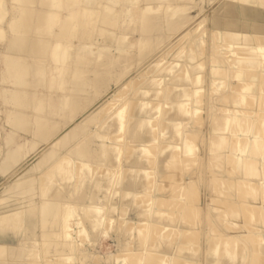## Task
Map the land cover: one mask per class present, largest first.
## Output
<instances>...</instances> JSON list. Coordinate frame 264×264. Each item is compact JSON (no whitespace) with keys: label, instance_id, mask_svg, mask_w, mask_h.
<instances>
[{"label":"bare ground","instance_id":"6f19581e","mask_svg":"<svg viewBox=\"0 0 264 264\" xmlns=\"http://www.w3.org/2000/svg\"><path fill=\"white\" fill-rule=\"evenodd\" d=\"M143 1L144 2L141 3L137 2L136 6L139 8V6H141L139 3L142 5L144 4L147 11L139 17H131L127 15L124 10L120 16L113 10V8L116 9L119 6V3L122 5L125 4L126 7L134 4V1L129 2L128 0L124 2L103 0L101 3L107 5V7L102 11L98 9V5L100 4L98 0H0V41L2 42L0 44V57H2L4 64V69L0 72V110L2 109L1 111L5 112V114L2 113L3 116L1 115L0 117V119L2 118L0 120V173H6L10 168L15 169L13 164L19 166V164L21 165L23 163L24 159L17 156L18 152L12 155V151H19V149L23 148L22 145L24 142L26 144L28 141L31 143L30 140H37L39 144H37V142L33 143H36L38 146L41 144L39 148L36 149L35 155H33L31 159H27L25 163L27 164L26 166L24 165L18 169L16 168L12 173L10 172L2 182L4 185L0 188V202L4 199L6 202L7 199L12 198L11 207H14L8 211H2V208L8 207L0 208V264H68V262H73V258L71 259V256L66 254V252H68V250L73 251L70 247L73 246V241L75 240L73 239L72 241L73 236L67 234L69 232L68 229L66 230L67 233L64 232V234L68 236L63 235V231H65L64 225L66 224L65 220L68 219L63 218L65 213L63 207L66 202H69L67 198L72 195L71 191H75V188L79 189V194L72 200L73 202L70 201L72 205H68L73 206V210H76L78 213V216L76 215L75 217H79V221L78 219L76 221L74 217V222L81 221L82 230L84 231L85 228V231L88 233H86L88 243L85 242V244H83L82 242L84 241H77L78 243L81 242L80 245H82V247L79 248H82L80 250V256L82 255L81 257H84V259L82 258L83 260L77 257L78 261L75 259L77 264L79 260L80 263L85 264H121L116 261L120 256L126 253L128 254V252L131 251L127 249L129 245L133 247L132 252H136L137 257L140 258L142 252L144 256L147 255L143 257V262L140 264H264V159H260L258 168L256 166H251L257 161V159L253 160V157L258 155L262 147H264L262 143L264 134L261 132V125H259L261 122L264 123V0H217L210 10H207L200 16V19L202 18L201 21H204V19L208 17L207 14H209L211 15L209 17L210 19L214 16L216 17L211 23H221V19L225 18V23L227 27H231V30L228 28L229 30L220 31L221 27L219 31L216 30V40H212L214 37L212 32L215 34V29L213 28L212 30L210 26L214 25L209 24L210 26L207 28V30L209 29V38L207 40V48H205L210 52L212 51L211 54L207 51L210 54L208 60L209 64L207 63L206 66V72H208L207 74H209V76L200 81V79H202L200 74L202 70L199 71V68L201 67L200 65L203 66V64L201 63L202 60L199 62L200 64L198 62L194 63L196 62L195 58L199 57V52H195V48L191 46L194 42L193 39L190 46L192 49L194 48V51L191 49L188 51H191V54L193 52V55L187 56L189 57L187 59L188 64L190 63L191 67L189 68L187 64L190 70L186 71L187 74L184 73V71L182 72L184 76L186 74V77L182 74L180 76L179 74L180 78L176 79L174 78L176 75L172 73L173 76L171 77L172 74H169L171 77L170 79L173 80L168 84L173 87L170 90L168 89V94L164 95V98L166 97L164 101L167 105H170L169 111L171 112L167 113L166 118L164 117L165 120L163 118L165 121L164 123H166L165 133L163 135H169L170 138L165 136V138L168 137L171 139L169 142L172 140L173 142L175 141L174 144L177 142V144H175L177 148H174L177 150L179 149L178 151L181 153L173 148L174 151L172 150V155H170V153L164 154V156L159 159V173L164 174L167 164L172 162L173 165V159L176 160L175 163L177 165L178 160L180 161L179 163H184V157L188 155V152H186L187 145L190 143L188 141V143L185 142L187 133H193L191 135L197 136L196 133L199 132V130L194 127L190 130V125L188 126L186 122H184L187 120L190 121L191 117L189 118V116L193 114L190 113L191 115L187 116L189 109L192 108V105H190L189 108V104H187V97H190V100L193 98L192 101L195 100L194 94H192L193 90V92H196V90L209 92V98H206L209 99V102L206 103L207 106H205V109H207L206 118L208 119L206 120V127H212L214 120L217 121L218 117L224 120V122L222 121L224 123L223 129L226 130L228 128H226V126L228 125L232 126L231 129H227L228 132H226V134L220 135L222 141L216 139V133L218 132L214 134L209 132L208 135L206 131L209 130L204 128V130L200 131L201 137L199 138H204L202 135L205 136L203 139L205 147L198 145L197 151L194 150L197 144L195 145L193 141V139L197 141V137H193V139L190 138L191 141L194 142L193 145H195L191 152H197V156L193 163L199 161V169L196 168V171L192 170L189 175L188 169H190L189 167L191 166L189 164L190 160L185 157V161L189 160L186 164L190 166L188 165L189 167L185 168V173L182 171L184 174L181 175V181L179 183L173 182L176 183L174 186L182 189L190 187L189 189L191 190V186H188L189 184L192 186L194 184L196 187L198 186L197 188H192L194 193L195 190H197L196 193H192L191 196L192 198L195 197L193 200L197 199L199 203L197 205L192 204V207L189 205L188 208L190 207L191 211H193L194 207L200 209L201 220L193 222L194 224L192 222L188 224L187 221L190 218L186 215L184 218L180 217V219L183 218L182 222L173 224L172 220H170V222L163 221L160 217L161 211L159 212L158 210L155 211L158 215L153 213V217L155 216V218L150 220L152 224L148 222V226L150 224L151 226L153 225V227H150L154 228L155 230L153 229L152 231H156V233H153L150 227H147L148 230L146 233L144 217L150 215L149 211L151 206L149 209L145 208L144 205L139 204L141 201L138 200L139 203L136 204L134 202L138 201L135 200L136 198L133 199V195L142 193L145 187L142 176L144 172L141 173L142 166L139 167L140 164L137 165V157L129 160L128 166L126 167L130 171L125 175V179L120 181L121 183L118 185L119 191L117 190L116 194L110 197V199L107 197L109 194L106 195V191L108 193L109 188H111L108 187L111 186L109 183L113 181L110 177V169L115 165V159H117L116 152L118 151L116 150V146L108 143H115L113 140L109 141L103 139L105 135H111L118 124L117 115L111 118H109L111 114H107L106 116L105 112L108 109V104L111 102V99L114 101V97L120 93L122 94V91L129 87L130 84H138L141 80L144 82V79L147 77V79H149L150 73L162 60L167 58L165 56L172 51L176 42L165 47L164 50H155V45L153 43V41L157 39V36L154 37L155 34L159 32L165 33L166 30H172L170 32L175 33V31L179 30L185 24V20L190 17L192 18L190 11L195 8V6H190V2H182L179 4L182 0L178 2L177 0ZM175 3L179 5L175 6ZM156 4L161 7L165 4L166 7H164L165 9L163 8L164 11H161L159 8V11L156 13ZM212 9L214 13L216 12L215 14L211 13ZM225 10H228L230 13ZM220 11L223 15L219 14L221 13ZM177 15L180 19L178 17L175 18ZM118 19H121L122 25L120 26L121 30L116 33V31H111L113 29L109 28L107 24L112 25V22ZM197 21L193 22V24ZM129 22H132L137 31H139V35H136L143 38V41L140 39L142 43H140L139 40L135 41V43L139 42L138 45L136 44V48L138 47V53L143 57L138 58L142 63L139 69L128 76L125 72L130 71L129 69L133 67L132 65L135 60L138 61V59L134 60L132 57H129L133 52V47H130L125 41V37L132 34V32L128 31L131 27ZM202 23L204 24L205 21ZM225 23L222 24L225 26ZM4 25H8V29H6ZM182 37H184V35ZM133 38L137 37L135 36ZM101 39H104V43ZM115 41H118V43L116 44ZM110 42L114 43V55L108 57V60L105 61L104 57L107 55L103 53L102 49H106L108 46L110 47ZM203 42L204 40L197 43H201L204 47V44L207 42ZM134 45L131 44V46ZM203 47L199 45V48ZM184 53L181 54L183 57H185ZM209 54H207L208 57ZM213 58H216V63L214 64H212L213 61H215ZM178 65L177 63L174 66L177 68L179 67ZM174 66L170 68L172 71L175 69L173 68ZM185 66L184 62V66L182 67ZM115 67L118 69L115 70ZM179 70L181 71V69ZM122 74L128 77L123 81L118 79L121 82L119 81V84L110 90L112 86L110 88L108 87V85H111L109 82L118 78V75H121L119 78H123L124 76H122ZM217 74H219V76ZM151 78L144 86L138 87V98H136L138 94L137 87L134 89L137 93L135 99L131 97L133 98L132 100L139 101L140 106L136 105V107L134 105V110L131 108V112L132 110L133 112L131 113L129 111L134 120V122L132 121L133 124L130 125V129H127V135H130L129 138H132V140L128 139L130 141L135 142L137 140L136 142L140 141L143 143L151 139L152 133L151 129L148 128L149 123L146 118L150 117L148 115L151 114V112L154 113L155 110L153 111V108L152 110L150 108L149 102L151 99H144L146 96L144 93H147V91L149 93L151 89L153 90L154 87L152 83L158 80L155 76ZM168 78L169 77L166 79ZM118 80H116V82ZM4 82H9L11 86L4 85ZM114 82L112 84H114ZM141 83L142 82H140L139 85H141ZM80 90L90 91L92 98L95 96L98 97V99L92 104L90 103L92 101H90V98L88 99L89 101L86 100L88 101L87 103L91 105L88 104L90 106L84 111L75 107V109L83 113H80L78 110H75L77 111L76 113L74 111L71 112L73 107L70 111L69 109L66 111L69 106H67V108L65 106L66 109L64 110L61 105L62 100L64 101L65 98L62 96H68L71 103H73L72 101L79 103L81 99H86H83L84 97L82 98L84 92L81 97H79L80 94H78L79 96L77 95V92ZM140 92H144L141 93L143 95H141ZM152 92L153 91L149 94L152 96L155 95L154 92ZM87 93L88 92H86V94ZM198 93L200 92L196 94ZM90 94L88 93L87 96ZM201 94L206 95V92ZM201 94L200 96L203 97ZM259 96L260 98H258ZM68 99L67 103H70ZM196 101L197 100H195L194 103H196ZM198 101H202V98L201 100L198 99ZM204 101L203 104H205ZM76 102L73 103L74 106H76ZM82 104L83 105H81L80 102V106H84L85 102ZM146 104H148L147 106H149L151 110H149L150 112L146 110L148 115L140 112V110L143 111V109H145L143 105L145 106ZM13 105L14 107H12ZM200 105H202V103H199L198 106ZM257 105L261 106L258 110L256 109ZM193 108H196V106L193 105ZM62 109L64 112H69L64 113L61 111ZM200 112L202 113V111ZM77 113L80 114L76 116ZM155 113L154 115H156ZM193 116H197V114ZM197 117L199 123L203 121L200 120L202 117ZM250 117L251 124H247V119ZM152 118H154V116ZM97 119L100 120L99 126L97 129H94L91 127V124ZM198 120H196V122L194 121L193 124L197 123ZM146 122L148 124H146ZM96 123L98 122L96 121ZM237 127L242 130L237 129ZM12 129L20 132L18 137H9L13 134L12 132H17L12 131ZM83 130H86V136L84 135L85 137H83L81 142L75 141L74 139H78L77 134L81 135L80 131L84 132ZM238 130L241 132H238ZM81 136H79V138ZM231 136L234 137L231 138ZM235 138L237 141H235ZM71 141L76 142L75 145H71ZM200 141H202V139ZM221 144L224 145L222 151L218 150ZM172 146L173 145H171V147ZM189 146L191 148V144H189ZM64 147H68V149ZM240 149H242L243 153L241 155L239 154L236 160L238 164L237 169L233 167L234 169L231 172V167L233 165L231 164L232 166L229 168V164L227 165L226 162L217 174L213 173L214 176H212V178L207 177V173L210 172L208 169V160L216 157V160L221 162L220 158L223 157L224 159H228L229 156ZM71 151L73 155L68 154ZM175 151L178 152V154ZM50 152H54L53 154L57 152L58 154H55L57 155L56 158L52 159L51 165L47 167V174L44 176H41V174L33 175L34 171L43 165L41 161L47 157L46 155ZM173 152L178 156L175 155L176 157H174ZM194 154L192 156H194ZM249 157H251V161H249ZM6 159H10L11 166L6 165V162H2ZM75 164L79 168H77L78 171H74ZM80 164H82L83 169L80 168ZM241 165H243V167H241ZM138 169H140L141 172L140 170L137 171ZM133 170L137 172H132ZM177 171L181 172V170ZM2 174H0L1 177ZM166 174L169 175V171H166ZM167 175L166 177H168ZM172 176L174 175H170V178ZM30 178L32 179L28 180ZM73 178L79 179V182H76ZM144 178H146L145 175ZM26 181H31V185L23 186ZM57 186L60 188H55ZM13 187L16 188L11 192L10 197L6 196L7 191ZM168 187H170V185ZM172 188L171 190L173 191ZM229 188L235 190L233 191ZM182 189L181 192L179 191L182 194L180 195L182 200L181 197H175L176 199L179 198V202L186 201L190 197V194L182 193L184 191ZM174 190L176 191V189ZM186 190H188V188H186ZM193 190H191V192ZM149 191H151V189ZM169 191L162 194H152L151 197L146 196L145 198L149 197L147 203L153 200L156 205L158 198H165L168 201L169 198L173 197ZM176 193H178V191H176ZM176 193L174 196L177 195ZM137 195L141 196L140 194ZM143 196H141V198ZM192 198L190 197L189 200ZM103 199L110 201L108 202L111 207L108 213L109 216H114L113 213L115 210H120L119 213L123 210L124 212L122 211V213L125 214L129 212H125V210L131 208L133 212V214L126 216V218L125 215L121 213V216L124 217L119 215L121 220L119 218H117L118 220L114 219L118 221V224H114L112 234L109 233V236L111 240L113 239V246L115 245L116 249L114 252H108L107 256H101L96 252L97 250L93 251L92 249L97 247L95 244H93L92 249L90 246L91 243L95 242V231L100 227L99 221L101 219H99V216L102 217V215L99 214V209L100 207L103 208V205L107 203L104 202ZM160 199L158 200L160 201ZM132 200L134 202H132ZM175 200H173L172 203L175 202ZM193 200H191V202ZM163 201L160 202V205L162 203L163 205L167 204ZM142 202L144 203L143 200ZM182 204L177 205L175 203L176 207L180 205V207H178L179 209L184 205H186L187 208L188 204ZM167 206L171 207L172 205L170 206L167 204ZM66 207H69L66 209L72 210V207ZM146 207H149V205L147 204ZM188 208L187 212H190ZM174 209L175 208H173V210ZM101 211H103L102 213L105 212L103 209H101ZM74 213L75 211L73 214ZM167 213L168 212H166V215ZM171 213L170 215L173 217ZM73 216L74 215H69V218ZM176 216L177 214L175 217ZM49 217L52 218L49 219ZM105 218H107V216H105ZM185 219H187V221ZM121 221H123V223H121ZM125 221L130 227L133 224H135L134 227L138 225V229L133 227L135 231H133L134 229L130 230L127 225L126 227L131 231L128 233L129 231H126L127 228L124 225ZM141 224L143 225L141 228L145 226L142 230L139 229ZM79 225L77 224V226ZM70 226L74 227L73 225ZM70 226L67 225L68 228H71ZM162 226L165 229L169 227L168 230H171V228L179 229L177 230L179 232L178 235L175 233L176 231L174 232V229H172V232L176 234L178 239L175 242H170V232H168V234L162 232L163 236H161V234L159 237L160 231L164 229H162ZM124 228H126V230H123ZM71 230L73 231V229ZM9 231L13 232L9 233ZM75 231L78 232L77 229ZM80 232L82 233V231ZM164 232L167 231L164 230ZM172 232L171 234H173ZM191 232L199 237L196 238L197 241L192 240V238L190 239L191 236H194L193 234H191L190 237L188 236ZM73 233L75 232H72V234ZM131 233L132 236L129 235ZM157 233L158 237H156ZM136 234L143 235H139L141 238L140 240H143V238L145 239V236L150 238L151 234H153V238L152 240L148 239L149 242H146L148 240H143L145 241L144 243L143 241H138L139 239H135L137 237ZM75 235L81 236V234L77 235V233H75ZM84 238H86V236ZM130 238L132 244L131 242L129 243ZM172 238L176 239L173 235ZM192 241L195 243L192 244ZM76 243H74V246ZM68 246L70 249H66ZM78 246L79 245H76V250ZM139 246L142 248H139ZM137 254H139V256ZM134 256L135 254L132 257L134 259L130 260L131 264H134L132 260L135 261V259H137L135 258L136 256ZM97 260H103V262H97ZM138 261L140 260H136V262Z\"/></svg>","mask_w":264,"mask_h":264},{"label":"rangeland","instance_id":"374dc122","mask_svg":"<svg viewBox=\"0 0 264 264\" xmlns=\"http://www.w3.org/2000/svg\"><path fill=\"white\" fill-rule=\"evenodd\" d=\"M99 1V5H98V9L99 10H103V9H105L106 7H107V5H104V4H102L101 3V1H103V0H98ZM106 1V0H105ZM115 1H120V2H124V1H126V0H115ZM129 2H132V1H134V4H132V5H130V6H125V4H121V3H119V6L116 8V9H114L113 8V10H115V12H116V14L118 15V16H120L121 15V13H122V11L124 10L125 11V13L127 14V15H129V16H131V17H133V16H137V17H139V16H141V14L143 15V13L145 12V11H147L146 10V7L144 6V4L142 5V4H140L141 2H144L143 0H128ZM146 1V0H145ZM179 0H177V2H178ZM193 1H194V3H193ZM198 1V2H197ZM217 0H182L181 2H179V4L180 3H182V2H190V6H195V8L193 9V10H191L190 11V14H191V16H192V18L190 17L189 19H187V20H185V24L179 29V30H177V31H175V33H173V32H170V31H172V30H166L165 31V33L164 32H159V33H156L155 34V36L154 37H156L157 36V39H155V41H153V43H154V48H155V50H157V49H165V47H168V46H170L173 42H175V44H174V46H173V49H172V51L169 53V54H167L165 57H167L166 59H164V60H162L158 65H157V67H155V69L150 73V77H149V79L151 78V77H153V76H155L156 78H158V80L157 81H155L154 83H152V86L154 87V89H155V87H156V92H155V90L153 89H151V91H153L154 92V94L156 95H151V94H149L151 91H149V93H148V91H147V93H144V92H140V94L141 93H144L145 95V100L146 99H151V101L149 102V104H150V108H151V110H152V108H153V111H154V113L156 114V115H154V113H152L151 112V114H149L148 115V112H146V110H150V108H149V106H147L148 104H146L145 106L143 105V108L145 107V109H143V111L142 110H140V112H142V113H144L145 115H148V116H150V117H148V118H146L148 121V123L146 122V124H148V128H150L151 129V139H148V140H150V141H147V142H140V141H138V142H134V141H130V140H132V138H129V136L130 135H127L128 134V130L130 129V125L131 124H133V122H134V120L132 119V116L130 115L132 112H133V108H134V105L136 106V105H138V106H140V103H139V101L137 102V100H132L133 98L135 99V96H136V91H134V89H136L135 87H139V86H144L145 85V83H147L148 82V80L149 79H147V78H145L144 79V82H143V80H141L140 82H142L141 83V85H139V83L140 82H138V84H136V83H132V84H130V86L129 87H127L124 91H122V94L120 95V94H118L116 97H114V101H113V99H111V102H109V104H108V109H107V111L105 112V114H106V116H107V114L109 115V114H111V116L109 117V118H111L112 116H115V115H117L118 116V124H117V126L115 127V131L114 132H112V134L111 135H105L104 136V138L103 139H105V140H109V141H112L113 140V142H115V143H112V142H108V141H106V142H108L109 144H113L114 146H116V150H118L117 152H116V158L117 159H115V165L114 166H112V168L110 169V171L112 172H110V174H111V178H112V182L111 183H109V184H111V186H108V187H111V188H109V192L107 193V191H106V195L107 194H109L107 197L110 199V197H113L115 194H116V192H117V190H118V185H119V183H121L120 181H123L124 179H125V175L130 171L126 166H128V163H129V160L131 159V158H134V157H137L138 158V163H137V165H139L140 164V166L139 167H141L142 166V172H141V170L140 169H138L137 171H139L140 170V172L141 173H143V181H144V183H145V187H144V191L142 192V193H137V194H140L141 196H143L142 198H141V196H138L137 194H135V195H133V199H135V200H139V201H141V203H139V201L138 202H134L133 200H132V202H134V203H136V204H140V205H144L145 206V208H150V206H151V209L153 210H151L150 209V211H149V214L150 215H148V216H145L144 217V219H145V226H146V228H145V226L144 227H142V228H145V232L147 233V227L149 228L150 226H151V222H150V220H152L153 218H155V216L153 217V213H155V214H157L158 215V213H156L155 211H158L159 210V212L161 213L160 214V217H161V219L163 220V221H169L170 222V220H172V222H173V224H176V223H178V222H182V219L184 218V216H189V218L190 219H188V217H187V219H188V221H187V219H185L187 222H188V224H190V222H196V221H200L201 219V215H200V209H198V208H196V207H194L193 208V211H191V208L189 207L188 208V206L190 205L191 207H192V204H194V205H197L198 203H199V201L197 200V199H195V200H193L195 197H194V194L196 193V190H195V193H194V190L192 189L193 187L194 188H197L194 184H193V186L192 185H188V186H191V190H193L192 192H191V190L189 189L190 187H185L184 189H182V188H180V187H177V186H174V184H176L177 182L179 183L180 181H181V175H183L185 172V168H188L190 165V169H188L189 170V175H190V173H191V171L192 170H197V169H199V161H196L195 163H193L194 161H195V157L197 156V152H191V150H193V148L195 147V145L197 144V147H196V149H194V150H196L197 151V148H198V145H200V146H203V147H205V144H204V138H205V136L204 135H202L204 138H199V137H201V132L200 131H202V130H204V128H207L209 131H206L207 132V134L209 135V132H211L212 134H214L215 132H218V133H216V139H220L219 141H222V139H221V137H220V135L221 134H226V132H228L227 131V129H231V127L232 126H230V125H228V126H226V130L225 129H223V125H224V120L222 119V118H220V117H218V120L217 121H215L214 120V124H213V126L211 127V126H208V127H206L205 126V124H206V120H208L207 118H206V115H207V109H205V106H207V104L206 103H208L209 101V99H206V98H209V96H208V94H209V92L207 93V91H201V90H196V92H193L192 91V94H194V99L195 100H197L196 101V103H194V101L195 100H193L192 101V99L193 98H191V100H190V97L188 98L187 97V104H189L188 106H189V108H190V105H192V108H190L189 109V113H188V115H187V113H186V115L187 116H189V115H191L192 113V115L191 116H189V118L191 117L192 118V120H191V118H190V121H184V122H186V125H190L189 126V128H190V130H191V128L192 127H194V128H197L198 130H199V134L198 133H196L197 134V136H193V135H191V134H193V133H191V134H188L187 133V137H186V140H185V142H190L189 144H191V148H190V146H189V144L187 145V149H186V152H188L187 154V156H185L187 159L189 158V160L191 161H189V160H186L185 161V157H184V163H179L180 161L178 160V165L179 166H181V167H179L175 162H176V160H174L173 159V165H172V162L171 163H168L167 164V166L165 167L166 169H165V173L164 174H162V173H159V159L160 158H162L163 156H164V154H168V153H170V155H172V150H173V148L175 147V148H177V146L175 145V144H177V142L174 144V142H173V140L171 141V142H169L171 139H169L170 137H169V135H163L165 132V124L166 123H164L165 121V118H166V116H167V113L168 112H171V111H169V109H170V105L168 104H166L165 103V99H166V97L164 98V95H166V94H168V91L170 90V89H172V87L173 86H170L168 83L169 82H171V80H173V79H170L172 76H173V74L174 75H178L177 77L175 76L174 78H176V79H179L180 77H179V74H180V76H181V74H182V72L184 71V73H186V71H189L190 69V67H191V64L189 63L188 64V61H187V59L189 58V57H187V56H189V55H193V52H192V54L190 53V52H188L190 49L191 50H193L194 48V50H195V52H199L198 54V56L199 57H196L195 59H196V62H194V63H199L201 60L203 61H201V63L203 64V66L202 65H200L201 67H203V68H199V71L200 70H202L201 71V77H202V79H200V81L201 80H203L204 78H207L208 76H209V74H207L208 72H206L207 71V68H206V66H207V63L209 64V58H210V54H211V52L208 50V49H206L207 47V45H208V42H207V40H208V38H209V29L207 30V28L210 26V25H214V26H210L211 27V29L213 30V28L215 29V34L212 32V34L214 35V37L212 38V40H216V30H220V28H221V30L220 31H226V30H229L231 27H227V24L225 23L226 21V19L224 18H222L221 20H222V22L220 23V22H217V23H211V22H213L214 20H215V16L214 17H212V19H210L209 17L211 16V15H209V14H207L208 15V17L207 18H205L204 19V21H205V23L203 24L202 22H204L203 20L201 21V19H200V16L201 15H203L207 10H210L211 9V7H212V5L216 2ZM114 2V1H113ZM136 2V3H135ZM137 2H140L139 3V5H141V6H139V8L136 6L137 5ZM179 4H176L175 3V6L176 5H179ZM161 5V4H160ZM156 6L158 7L159 5H157L156 4ZM144 7V8H143ZM156 7V8H157ZM164 7H166V5L165 4H163L162 5V7L161 6H159L157 9L155 8V10H156V13H157V11H159L158 9L160 8L161 9V11H164ZM178 7V6H177ZM141 8H142V10H141ZM164 8V9H163ZM179 8V7H178ZM149 9V8H148ZM178 10V9H177ZM224 11V10H223ZM225 11H227V12H229L228 10H225ZM221 12V11H220ZM186 13H188V12H186ZM211 13H213V14H215L214 13V11H213V9L211 10ZM210 13V14H211ZM219 13V12H218ZM226 13V12H225ZM230 13V12H229ZM229 13H227V14H229ZM159 14V13H158ZM161 14H162V12H161ZM160 14V15H161ZM196 14V15H195ZM219 14H221V15H223L222 14V12L221 13H219ZM195 15V16H194ZM225 15V14H224ZM225 16H227V15H225ZM175 17V16H174ZM178 17V15L175 17V18H177ZM126 18V17H125ZM128 18V17H127ZM179 18V17H178ZM180 19V18H179ZM198 19H200V20H198ZM175 20V19H174ZM177 20V19H176ZM198 20V21H197ZM211 20V21H210ZM224 20V21H223ZM177 21H179V20H177ZM195 21H197L195 24H193V22H195ZM201 21V22H200ZM199 22V23H198ZM138 23V22H137ZM225 23L226 25L224 26L223 24ZM129 24H130V28H129V32H132V34H130V35H128V36H126L125 37V41H126V43L127 44H129V46L130 47H133V52H132V54H130V56L129 57H132V59H138L139 57H143V56H140L139 55V53H138V47L136 48V46L138 45V43L136 42L135 43V41L137 40H139L140 41V39L143 41V38L142 37H138V35H139V31H137V29H136V27L132 24V22H129ZM193 24V25H192ZM202 24V25H201ZM210 24V25H209ZM216 24H217V26H216ZM219 24V25H218ZM220 24H222V25H220ZM122 25V23H121V19H118V20H115V21H113L112 22V25L111 24H107V26L109 27V28H112L113 30H111V31H116V33H117V31H119V30H121V26ZM137 25V24H136ZM192 25V26H191ZM230 25V24H229ZM216 26V27H215ZM218 26H220V27H218ZM3 27V26H2ZM4 27L6 28V29H8V25H4ZM4 27H3V29H4ZM196 27V28H195ZM205 27V28H204ZM192 28H193V30H192ZM195 28V29H194ZM204 28V29H203ZM218 28V29H217ZM224 28V29H223ZM229 28V29H228ZM195 30H197V31H195ZM231 30V29H230ZM127 32V31H126ZM128 32V33H129ZM135 34H134V33ZM138 32V33H137ZM206 32V33H205ZM210 32H211V30H210ZM206 35H205V34ZM136 34H138V35H136ZM137 37V38H133V37H135V36ZM184 35V37H182ZM203 35V36H202ZM205 35V36H204ZM212 35V36H213ZM205 37H206V39H205ZM139 38V39H138ZM182 38V39H181ZM196 38V39H195ZM202 38V39H201ZM192 39H193V41H192ZM195 39V40H194ZM202 40H204V42L203 43H206V44H204L205 46L203 47L202 46V44L200 43V44H198L197 42H202ZM101 41L104 43V39H101ZM206 41V42H205ZM116 42V41H115ZM193 42V45H191V46H193L194 48L192 49L191 48V46H190V43H192ZM2 42L0 41V44H1ZM118 43V41L116 42V44ZM134 43H135V45H134ZM140 43H142L141 41H140ZM110 44H111V46L109 47H107L106 49H102V51H103V53L105 54V55H107V56H105L104 57V60L105 61H107L108 60V57H111L112 55H114L113 54V51H114V43L113 42H110ZM131 44L132 45H134V46H131ZM137 44V45H136ZM199 45H200V47H203V48H199ZM198 46V47H197ZM206 47V48H205ZM198 48V49H197ZM193 50V51H194ZM201 50V51H200ZM203 50V51H202ZM206 50V51H205ZM207 51H209L210 52V54H209V52H207ZM185 52V53H184ZM195 52H194V54H195ZM207 52V53H206ZM184 53V55H185V57H183V55H181V54H183ZM203 53V54H202ZM207 54H209V57H208V55ZM133 55V56H132ZM126 57V56H125ZM208 57V58H207ZM180 58H182V59H180ZM206 59H207V61H206ZM211 59H212V57H211ZM177 60H182V61H177ZM194 60V59H193ZM213 60H215V61H213ZM213 63L212 64H214V63H216V58H213ZM130 61H131V59H130ZM180 62V63H179ZM183 62V63H182ZM184 62H185V67L188 69H186L185 67H182V66H184ZM193 62V61H192ZM179 64L178 66L179 67H175L174 65H176V64ZM187 64H188V66H189V68H188V66H187ZM200 64V63H199ZM142 65V63H141V60L140 59H138V61H136L135 60V62L133 63V67L131 68V69H129L130 71H128V72H125V73H127V75L129 76V75H131V74H133L134 72H136L138 69H139V67ZM181 65V66H180ZM171 66H174L173 68H175V69H173V71L170 69L171 68ZM161 67V68H160ZM164 67V68H163ZM160 68V69H159ZM197 68V67H196ZM4 69V64H3V61H2V57H0V72H2V70ZM118 68H116L115 67V70H117ZM163 69V70H162ZM179 69H181V71L179 70ZM114 70V71H115ZM169 70H171V71H169ZM198 70V69H197ZM175 71V72H174ZM170 72V73H169ZM204 72H206V73H204ZM173 73V74H172ZM220 74H222L221 72H219ZM166 74V75H165ZM171 75V77H170V75ZM187 74V73H186ZM186 74H185V76H184V74H182L184 77H186ZM199 74V75H200ZM127 75H125L124 76V74H122V76H124L123 78H119V76L121 77V75H118V78H115V79H113L111 82H109V84H111L110 86L108 85V87L110 88L111 86V88H110V90L111 89H113V88H115L116 87V85H118L119 83V81L121 80V81H123V80H125L128 76ZM164 75H165V77L167 78V77H169L168 79H166L165 77H164ZM168 75V76H167ZM205 75H206V77H205ZM218 76H219V74H217ZM222 76V75H221ZM200 77V78H201ZM181 78H183V77H181ZM118 79H120V80H118ZM147 79V80H146ZM152 79V78H151ZM169 79H170V81H169ZM186 79V78H185ZM114 80H115V82H114ZM116 80H118L117 82H116ZM146 80V81H145ZM164 80V81H163ZM120 81V82H121ZM114 82V84H112ZM152 82V81H151ZM158 82V83H157ZM173 82V81H172ZM5 83V82H4ZM3 83V84H4ZM9 83V82H8ZM5 83L4 85H9V86H11V84L9 83ZM167 84V85H166ZM131 85H133V86H131ZM159 86H161V87H159ZM169 86H170V88H169ZM109 88H107V89H109ZM140 88V87H139ZM139 88L137 89V92L139 91ZM169 89V90H168ZM87 90V89H86ZM85 90V91H86ZM84 90H80L79 92H77V95L78 94H80V96L79 97H81V95H82V93H83V95H82V98L83 99H85V100H80V102H81V105H83L82 103H84L85 102V104H84V106H80V102L78 103V102H76V101H72L73 103H75L76 102V106H74V104L73 103H71V101H70V99H68L69 97L68 96H62L63 98H65L64 99V101L62 100V107H63V109L65 110L66 108H67V106H69L67 109H66V111L69 109V111H70V109H71V112H77V111H75V110H78V109H75V107L76 108H79L81 111H84L88 106H90L93 102L95 103V101L98 99V97H95V96H93V98H95V99H93L92 98V95L90 94L91 92L90 91H86V92H88L90 95H88L87 96V94H86V92H85ZM140 91H142V90H140ZM133 92V93H132ZM152 92V93H153ZM167 92V93H166ZM197 92H200V93H198V94H196ZM205 93L206 92V95L205 94H201V93ZM104 93V92H103ZM162 93V94H161ZM211 93V92H210ZM128 95V96H126V95ZM131 94H135L134 96L133 95H131ZM159 94V95H158ZM161 94V95H160ZM200 94L201 95H203V97L202 96H200ZM84 95H86V96H84ZM141 95H143V94H141ZM260 95V94H259ZM91 96V97H90ZM124 96H125V98H124ZM118 97V98H117ZM130 99H129V98ZM131 97H133V98H131ZM139 97V92H138V94H137V96H136V98H138ZM191 97H193V96H191ZM62 98V99H63ZM90 98V103H87ZM92 98V99H91ZM116 98V99H115ZM128 99V101H127V99ZM201 98H202V101H198V99L199 100H201ZM204 98V99H203ZM258 98H260V96L258 97ZM67 99L69 100L68 102H70V103H67ZM118 99H119V101H118ZM121 99H122V101H121ZM190 101H192V102H190ZM72 100V99H71ZM86 100H88V101H86ZM116 100V101H115ZM124 100V101H123ZM126 100V101H125ZM129 100H131V101H129ZM156 101V102H153V101ZM205 100V101H204ZM203 101H204V103L205 104H203ZM152 102V103H151ZM64 103H66V104H64ZM86 103H87V105H86ZM136 103H138V104H136ZM160 103V104H159ZM165 103V104H164ZM194 103V104H193ZM199 103L201 104L202 103V105H200V106H198L199 105ZM69 104V105H68ZM71 104V105H70ZM88 104H90V105H88ZM164 104V105H163ZM196 104H198V105H196ZM64 105V106H63ZM79 105V106H78ZM85 105H86V107H85ZM110 105V106H109ZM167 105V106H166ZM193 105L194 106H196V108H193ZM65 106H66V108H65ZM141 106H142V104H141ZM148 108H147V107ZM164 106H165V108H164ZM202 106V107H201ZM12 107H14V105L12 106ZM82 107H83V110H82ZM137 107V106H136ZM163 107V108H162ZM167 107V108H166ZM260 105H257L256 106V109L258 110V109H260ZM131 108L133 109L132 110V112H131ZM147 108V109H146ZM198 108H199V110H198ZM200 108H201V110H200ZM61 110V111H63L64 112V110ZM205 109V110H204ZM250 109V108H249ZM2 110V109H1ZM0 110V117H1V115L3 116V114L2 113H4L5 114V112L3 111H1ZM80 110H78V111H80ZM110 110H111V112H110ZM144 110H145V112H144ZM150 110V111H151ZM164 110V111H163ZM167 110V111H166ZM172 110V109H171ZM191 110V111H190ZM68 111V112H69ZM80 111V113H83V112H81ZM131 113H130V112ZM149 111V112H150ZM200 111H202V113L200 112ZM204 111H205V113H204ZM68 112H64V113H68ZM108 112V113H107ZM188 112V111H187ZM63 113V114H64ZM80 113H77V115L76 116H78ZM147 113V114H146ZM191 113V114H190ZM74 114V113H73ZM161 114H163V115H161ZM165 114V115H164ZM170 114V113H169ZM194 114H197V116H199V117H202V118H200V120H203L202 122H200L199 123V120L197 119L198 117L197 116H193ZM205 114V115H204ZM151 115H153L154 116V118H152L153 116H151ZM185 115V114H184ZM185 115V116H186ZM75 116V117H76ZM193 116V117H192ZM204 116H205V118H204ZM104 117H105V115H104ZM165 117V118H164ZM109 118H107V119H109ZM131 118V119H130ZM150 118H151V120H150ZM163 118H164V120H163ZM196 118V119H195ZM2 119V118H1ZM0 119V120H1ZM204 119H205V121H204ZM72 120H73V118H72ZM196 120H198V122L197 123H195V124H193V122L195 121L196 122ZM96 121L98 122V123H96ZM94 120V122L91 124V127L92 128H94V129H97L98 128V126H99V119H97V120ZM132 123H131V122ZM223 121V122H222ZM191 122V123H190ZM95 123V124H94ZM130 123V124H129ZM168 124H169V122H168ZM201 124V125H200ZM247 124H251V117L250 118H248L247 119ZM191 125H193V126H191ZM259 125H261V132L264 134V123H259ZM220 128H219V127ZM201 127V128H200ZM215 128H218V129H215ZM128 129V130H127ZM237 129H241V128H238L237 127ZM10 130V129H9ZM238 130V132H241V131H239ZM242 130V129H241ZM12 131H17V130H14V129H12ZM84 132H82V131H80L81 132V135H78L77 134V137H78V139L76 140V139H74L75 141H79V142H81L82 141V139H83V137H85L86 136V130H83ZM79 132V133H80ZM87 132H88V130H87ZM10 133H11V131H10ZM13 134H11V136H9V137H12V136H19L18 134L20 133L19 131H17V132H12ZM15 133V134H14ZM83 133V134H82ZM196 134H194V135H196ZM85 135V136H84ZM79 136H81L80 138H79ZM165 136H168V137H166L165 138ZM14 137V138H15ZM76 137V138H77ZM107 137V138H106ZM193 137H197V141L196 140H194L193 139ZM234 137V136H233ZM232 136H231V138H233ZM109 138V139H108ZM147 138V137H146ZM167 138H168V140H167ZM193 139V141L195 142V145H193L194 144V142L193 141H191V139ZM102 139V138H101ZM111 139V140H110ZM128 139H130V140H128ZM136 139V138H135ZM202 139V141H203V143H202V141H200ZM236 139V138H235ZM73 140V141H74ZM104 140V141H105ZM31 141V143L28 141V142H26V144H25V142H24V146L22 145V147L23 148H21V149H19V151H12V155H13V153L15 154V152H18V154H17V156H19V157H21V158H23L24 159V161H23V163L20 165L19 164V166L17 165V164H13V167L16 169H18V168H20V167H22V166H26L27 164H25L26 162H27V159H31V157L33 156V155H35V152H36V149H38L39 148V146L41 145H37V144H39L38 142H37V140H35V141H33V140H30ZM73 141H71L70 143H72L71 145H75V143L76 142H73ZM146 141V140H145ZM233 141V140H232ZM235 141H237V139L235 140ZM33 142H37V144L36 143H33ZM173 142V143H172ZM187 142V143H188ZM28 143V144H27ZM30 143V144H29ZM164 143V144H163ZM263 146H264V140H263ZM34 144H36V145H34ZM173 145L172 147H171V145ZM26 145H28V146H26ZM30 145H31V147H30ZM144 145V146H143ZM175 145V146H174ZM193 145V146H192ZM5 146V145H4ZM38 146V147H37ZM69 146V145H68ZM25 147V148H24ZM37 147V148H36ZM76 147V146H75ZM189 147V148H188ZM223 147H224V145L223 144H221L220 146H219V149L218 150H221L222 151V149H223ZM64 148H66V149H68V147H64ZM174 148V149H175ZM65 149V150H66ZM176 151H178L177 149H175ZM217 150V151H218ZM174 151V150H173ZM175 151V152H176ZM68 152V151H67ZM72 152V151H71ZM68 153L69 155L71 154V155H73V152L72 153ZM75 152V151H74ZM175 152H173L174 154H173V156L174 157H176V156H178L177 154H178V152H176L177 154H175ZM52 153V154H51ZM54 152H50V153H48L46 156L47 157H45L41 162H43L42 164V166H40L37 170H35L34 171V173H33V175H40L41 174V176H44L45 174H47L46 173V169H47V167H49L50 165H51V160L52 159H54V158H56V156L57 155H55V154H53ZM179 153H181V152H179ZM194 154V156H192L193 154ZM243 153V151H242V149H240V150H237V151H235V153L234 154H232L231 156H229V158L227 159V158H220V160H221V162H218L217 160H216V157H213V159H211V160H208V169H209V171L210 172H208L207 173V177H209V178H212V176H214V174L216 173L217 174V172H219L220 170H221V167L223 166V165H225L226 164V162H227V165H228V167L230 168L232 165V167H231V172H232V170L235 168V169H237V162H236V160L238 159V155L240 154H242ZM58 154V153H57ZM77 154H79V153H77ZM192 154V155H191ZM50 155V156H49ZM53 155H55V156H53ZM140 155V156H139ZM176 155V156H175ZM139 156V157H138ZM172 156V157H173ZM18 157V158H19ZM66 158H68V157H66ZM208 159V158H207ZM255 159H257V161H256V163H254V164H252L251 166H256L257 168H258V166H259V161H260V159L262 160V159H264V147H262V150L260 151V153L258 154V155H255V157H253V160H255ZM204 160H205V158H204ZM227 160V161H226ZM32 161V160H31ZM189 161V164H186L187 162ZM249 161H251V157H249ZM2 162H6V165H10V159H6V160H3ZM202 162V161H201ZM235 162V163H234ZM192 163V164H191ZM197 163H198V165H197ZM117 164V165H116ZM232 164V165H231ZM12 165V164H11ZM10 165V166H11ZM81 165V167L80 168H82V164H80ZM79 165V166H80ZM189 165V166H188ZM145 168H144V167ZM185 166V167H184ZM195 166V167H194ZM38 167V166H37ZM84 167V166H83ZM114 167V168H113ZM234 167V168H233ZM241 167H243V165H241ZM77 166H76V164L74 165V171H78L77 170ZM102 168V167H101ZM144 168V169H143ZM168 168V169H167ZM197 168V169H196ZM15 169H13V168H10L9 169V171H7L6 173L5 172H3V174L2 173H0V174H2V177H1V175H0V188L4 185V183H2L6 178L5 177H7L9 174H10V172L12 173L13 172V170H15ZM79 169V168H78ZM83 169V168H82ZM183 169V170H182ZM144 170V171H143ZM177 170H181V172L180 171H177ZM187 170V169H186ZM102 171H103V168H102ZM136 171V170H135ZM134 170L132 171V172H135ZM136 171V172H137ZM166 171H169V175H167L166 174ZM184 173H183V172ZM1 172V171H0ZM176 173V174H175ZM214 173V174H213ZM79 174H80V170H79ZM112 174H113V176H112ZM174 175V176H172L171 178H170V175ZM180 174V175H179ZM144 175H145V177L146 178H144ZM166 175L169 177H166ZM178 175H179V177H178ZM164 176V177H163ZM77 177V176H76ZM79 177V176H78ZM33 178V177H32ZM32 178H30V179H28V180H31ZM76 182H79V179H77V178H73ZM167 179H169V180H167ZM180 179V180H179ZM177 180V181H176ZM146 181V182H145ZM167 182V183H166ZM173 182H176V183H173ZM153 183V184H152ZM151 184V185H150ZM172 184V185H171ZM29 185H31V181H26V183H25V185H23V186H29ZM170 185V187H168ZM146 186H148V187H146ZM173 188H172V187ZM107 187V188H108ZM175 187V188H174ZM177 187V188H176ZM15 188L16 187H13V188H11V189H9L8 191H7V193H6V196H8V197H10V194H11V192H13L14 190H15ZM55 188H60L59 186H57V187H55ZM171 188L173 189V191L171 190ZM180 188V189H179ZM186 188H188V190H186ZM151 189V191H149ZM174 189H176V191H178V193H176V191L174 190ZM181 189L182 190H184L182 193H188V195L190 194V197L192 198V196H191V194L192 193H194L193 194V197L194 198H192L191 200H193L192 202H191V200H189L190 199V197H189V199L188 200H186V201H180L179 202V198L178 199H176L177 198V196L178 197H181L180 195H182L180 192H181ZM229 189H231V190H235V189H232V188H229ZM75 191H71L72 193V195L71 196H68V198H67V200H69V202H66L65 203V205H64V217L63 218H68V219H66L65 220V225H64V230L65 231H63V235H66V236H68V235H72L73 236V238H72V241H73V239L75 240V241H73V246H71L70 248H72V250L73 251H70V250H68V252H66V254H68L69 256H71V259L73 260V264H77V262H76V260L75 259H77V261H78V258L81 260L82 258L84 259V257H81L80 256V250L82 249H79L80 247H82V245H80V243L82 242V241H84V242H82L83 244H85V242L86 243H88V238H87V232L85 231V228H84V231L82 230V223H81V221L80 222H74L75 220V218H76V221H77V219H78V221H79V217L77 218V217H75L76 215L78 216V213H77V211L76 210H73V206H71L72 204H71V202H73L72 200L79 194V189L78 188H75L74 189ZM170 190V191H169ZM185 190H186V192H185ZM190 190V191H189ZM119 191V190H118ZM147 191H149V192H147ZM162 191V192H161ZM169 191V193H171L172 194V198H167L168 199V201L165 199V198H162V199H160V198H158V199H160V201L157 199V201L158 202H156V205H155V203L153 202V200H152V202H149V203H147V200H148V198L149 197H151V195L153 194V195H155V194H162V193H164V192H168ZM173 193H172V192ZM180 191V192H179ZM4 193V194H5ZM144 193V194H143ZM177 194V195H175L174 196V194ZM75 194V195H74ZM143 194V195H142ZM70 195V194H69ZM146 196H149V197H147V198H145ZM140 197V198H139ZM171 197V196H170ZM176 197V198H175ZM137 198H139V199H137ZM176 200H175V199ZM144 201V203L142 202V200ZM165 199V200H164ZM171 199H172V201L173 200H175V202H173L172 203V201H171ZM24 200H27V199H24ZM80 200H81V197H80ZM155 200V199H154ZM164 200V201H163ZM181 200H182V197H181ZM9 201V202H8ZM71 201V202H70ZM103 201L104 202H107L106 203V205H103L104 207L102 208V207H100V211H101V209H103L105 212L104 213H102L103 211H99V214L100 215H102V217L101 216H99V219H101L100 221H99V226L100 227H98V230L97 231H95V233H96V236H95V238H96V240H95V242L94 243H91V249H92V246H93V244H95L97 247L96 248H94V249H92L93 251H95V250H97L96 252H98L101 256H107L108 255V252L109 253H111V252H114V250L116 249V247H115V245L113 246V244H114V242H113V239L111 240V237L109 236V233H111L112 234V228H114V224L115 225H117L118 224V221H115L114 219H117V218H119L120 220H121V217H123V216H121V213H122V211H121V213H119L120 212V210H115V212L113 213L114 214V216H109V210L111 209V207H110V205L108 204V202H110L109 200L107 201V199H103ZM161 201H163L164 203H167L168 205H172L171 207H168L167 206V204H165V205H163V203L160 205V202ZM178 201V202H177ZM131 202V203H132ZM170 204H169V203ZM186 204H188L187 205V208L188 209H190L189 211L191 212H187V208H186V205H184L185 203ZM7 203V204H6ZM11 203H12V198H10V199H7V201L5 202V199L4 200H2L1 202H0V208H2V207H8V208H2V211L4 210H6V211H8V210H10V209H12L14 206H12L11 207ZM77 203V202H76ZM149 205V207H146L147 206V204ZM151 203V204H150ZM153 203H154V205H153ZM175 203L178 205V204H182V203H184V204H182V205H184V206H181V208L179 209L178 207H180V205L179 206H177L176 207V205H175ZM67 204V205H66ZM68 204H71V205H68ZM108 204V205H107ZM135 204V205H136ZM174 204V205H173ZM132 205H133V203H132ZM66 206H70V208L72 207V210L71 209H66V208H69V207H66ZM134 206V205H133ZM159 206V207H158ZM161 206V207H160ZM76 207V206H75ZM167 207V208H166ZM184 207V208H183ZM170 208V209H169ZM173 208H175L174 210H173ZM124 209H125V207H124ZM178 209V210H177ZM185 209H186V211H185ZM68 210V211H67ZM180 210V211H179ZM182 210V211H181ZM67 211V212H66ZM71 211V212H70ZM75 211V213L73 214V212ZM127 211H129V212H127ZM152 211V212H151ZM184 211V212H183ZM124 212V211H123ZM125 212H127V213H122V214H124L125 215V218H126V216H128V215H130V214H133V212H132V210H131V208H128L127 210H125ZM151 212V213H150ZM166 212H172L171 214H173V217L170 215V213L168 214L167 213V215H166ZM175 212H176V214H177V218L175 217ZM71 213V214H70ZM116 213V214H115ZM181 213V214H180ZM184 213H186V214H184ZM67 214V215H66ZM127 214V215H126ZM183 214V215H182ZM69 215L71 216V215H74L73 217H70L69 218ZM107 216V218H105V216ZM121 217H120V216ZM180 215V216H179ZM75 217V218H74ZM180 217H183V218H181L180 219ZM52 217H49V219H51ZM103 218H104V220H103ZM124 218V217H123ZM186 218V217H185ZM118 220V219H117ZM184 220V221H185ZM66 221H68V222H66ZM124 221V220H123ZM123 221H121V223H123ZM103 224H102V223ZM148 222H150L151 224L148 226ZM67 223H69V224H67ZM74 223V224H73ZM125 224V227L128 225V224H126V221L124 222ZM77 224L79 225V226H77ZM194 224V223H193ZM67 225L68 226H70V225H73L74 227H71V228H68L67 227ZM76 225V226H75ZM135 226V224H133L131 227H130V225H128L127 227H129L130 228V230L132 229H136L137 228V226L138 225H136V227H134ZM141 226H143L142 224L139 226L140 228L139 229H141L142 230V228H141ZM67 227V228H66ZM78 227V228H77ZM81 227V228H80ZM126 227V228H127ZM134 227V228H133ZM151 227H153V225L151 226ZM150 227V229H151V231L154 229V228H151ZM75 228V229H74ZM122 228H123V225H122ZM126 228H124L123 230H126ZM164 227L162 226V229H163ZM167 228V227H166ZM169 228V227H168ZM168 228L167 229H163V230H159L160 231V233H159V237H160V235L161 236H163V233L164 234H168V232H170V239L172 238V235L174 236V238H176V239H169V241L170 242H175L178 238L176 237V234L178 235L179 234V232L177 231V230H179V229H176V228H171V230L169 229L168 230ZM69 230V232L67 233L66 232V230ZM71 229H73V231L71 230ZM77 229V231L78 232H80V231H82V233L80 232V233H78V232H76L75 230ZM135 229L133 230V231H135ZM138 229V228H137ZM149 229V230H150ZM172 229H174L173 231L176 233V234H174V232H172ZM155 230V229H154ZM164 230L165 231H167V232H164ZM75 232V233H77V235H79V234H81V236L79 235V236H76L75 235V233H73L72 234V232ZM110 231V232H109ZM126 231H129V229L127 228V230ZM13 231H9V233H12ZM64 232L65 233H67V234H64ZM85 233V235H84V233ZM108 232V233H107ZM131 231H129L128 233H130ZM141 232V231H140ZM144 232V231H143ZM153 232V231H152ZM163 232V233H162ZM171 232L173 233V234H171ZM69 233H71V234H69ZM87 233V234H86ZM136 233H138V232H136ZM153 233H156V231L155 232H153ZM158 233L156 234L157 236L156 237H158ZM83 234V235H82ZM110 234V235H111ZM191 234H193L194 236H191ZM215 234H216V232H215ZM130 236H132V233L131 234H129ZM137 235V234H136ZM140 234H138L137 235V237L135 238L136 240H138V241H143V240H152V238H153V234H151L150 236V238H147V236H145L146 238L144 239L143 238V240H140L141 238H140V236H143V235H140ZM146 235H148V234H146ZM76 236V237H75ZM86 236V238H84ZM189 237H190V239L192 238V240H195V241H197L196 240V238H199V237H197V235H195V233H190L189 235H188ZM75 237V238H74ZM78 237H80V238H78ZM149 237V236H148ZM179 237V236H178ZM189 237H188V239H189ZM193 237H194V239H193ZM68 238V237H67ZM78 238V239H77ZM81 238H82V240H81ZM133 239V238H132ZM189 239V240H190ZM71 240V239H70ZM81 241L80 243H78L79 241ZM86 240V241H85ZM149 240L148 241H146V242H149ZM256 240V239H255ZM78 241V242H77ZM145 241H143L144 243H145ZM77 242V243H76ZM131 242V244H132V241H131V238L129 239V243ZM193 242V241H192ZM74 243H76V245H79L78 246V251L76 250V245L74 246ZM195 242H193L192 244H194ZM112 245V246H111ZM133 246V245H132ZM74 247V248H73ZM114 247V248H113ZM69 248V246L68 247H66V249H68ZM69 248V249H70ZM84 248V247H83ZM132 248L133 247H131V245H129L128 247H127V249L128 250H131V251H129L128 252V254L126 253V254H123L122 256H120V258L116 261L117 263H121V264H131V262H130V260L131 259H134V258H132L133 257V255L135 254V256H136V252L135 253H133L132 252ZM139 248H142L141 246H139ZM74 254H73V253ZM132 252V253H131ZM98 253H97V256H98ZM107 253V254H106ZM66 254H64V255H66ZM140 254V253H139ZM139 254H137L138 256H139ZM67 255V256H68ZM141 256H140V258L139 257H135V258H137V259H135V261L134 260H132V263L134 262V264H137L138 262V264H140V263H142L143 262V257H146L147 255H146V253H145V255L146 256H144V254H143V252L140 254ZM80 256V257H79ZM78 257V258H77ZM151 257V256H150ZM142 258V259H141ZM82 259V260H83ZM88 259V258H87ZM140 260V261H138V262H136V260ZM146 259V258H145ZM80 260H79V262H78V264H85V263H80ZM151 260H152V257H151ZM150 260V261H151ZM103 262V260H97V262ZM114 261V260H113ZM153 261V260H152ZM72 263H70V262H68V264H72ZM145 263V262H144ZM60 264H62V263H60ZM65 264H67V263H65ZM98 264V263H97Z\"/></svg>","mask_w":264,"mask_h":264}]
</instances>
